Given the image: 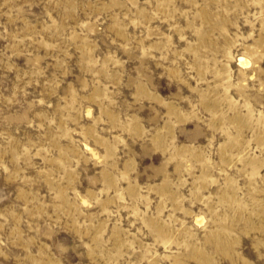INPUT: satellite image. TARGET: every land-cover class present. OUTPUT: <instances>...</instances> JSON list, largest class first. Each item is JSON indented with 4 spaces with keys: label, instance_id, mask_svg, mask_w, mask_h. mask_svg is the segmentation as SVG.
Here are the masks:
<instances>
[{
    "label": "rangeland",
    "instance_id": "obj_1",
    "mask_svg": "<svg viewBox=\"0 0 264 264\" xmlns=\"http://www.w3.org/2000/svg\"><path fill=\"white\" fill-rule=\"evenodd\" d=\"M0 264H264V0H0Z\"/></svg>",
    "mask_w": 264,
    "mask_h": 264
},
{
    "label": "bare ground",
    "instance_id": "obj_2",
    "mask_svg": "<svg viewBox=\"0 0 264 264\" xmlns=\"http://www.w3.org/2000/svg\"><path fill=\"white\" fill-rule=\"evenodd\" d=\"M239 62L242 63V64H246L248 63L247 59L243 58V57H239Z\"/></svg>",
    "mask_w": 264,
    "mask_h": 264
}]
</instances>
